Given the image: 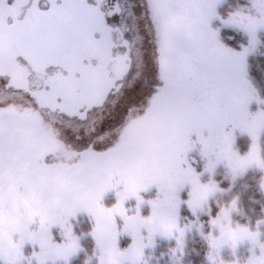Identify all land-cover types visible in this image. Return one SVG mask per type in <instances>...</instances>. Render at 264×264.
<instances>
[{
	"label": "snow or ice",
	"instance_id": "snow-or-ice-1",
	"mask_svg": "<svg viewBox=\"0 0 264 264\" xmlns=\"http://www.w3.org/2000/svg\"><path fill=\"white\" fill-rule=\"evenodd\" d=\"M250 175L264 195V0H0V264H150L158 239L183 264L192 234L264 264Z\"/></svg>",
	"mask_w": 264,
	"mask_h": 264
},
{
	"label": "rangeland",
	"instance_id": "rangeland-1",
	"mask_svg": "<svg viewBox=\"0 0 264 264\" xmlns=\"http://www.w3.org/2000/svg\"><path fill=\"white\" fill-rule=\"evenodd\" d=\"M250 176L247 177L246 179L242 180V183L243 184L247 183L249 181V179H250ZM233 194H235V190H234ZM261 197H262V200H263V203H264V195L261 194ZM236 219H237V217H236ZM237 220L239 221V219H237ZM262 239H264V238H262ZM129 242L130 241L125 240L122 243V247H126ZM197 243H201V245L203 246V251H204L203 260H202L201 264H207V261H206L207 246L199 238V236H197L195 234H192V235H190L188 237L187 246H186V249H185V256L183 258V264H195L192 259L190 261L187 258H188V255L189 256L191 255V253L195 254V252H197V254H198V250L197 249H192V251H188L187 247H189V245H192V248H193L194 245L196 246ZM172 246H174V242H168V241H164V240H159L158 239L157 243H156V247L154 249L146 250V254H150V255H152L154 257V259L150 262V264H169V248L172 247ZM250 247H251L250 244H248L247 242H245L244 244H241L238 247V249H237L236 257L232 256L230 248H225V249L222 250L221 256L226 261H231V260H233L235 258H239L242 261V264H243V261H245L251 255V253L249 252V248ZM256 251H257V254H258L259 250L257 249Z\"/></svg>",
	"mask_w": 264,
	"mask_h": 264
},
{
	"label": "trees",
	"instance_id": "trees-1",
	"mask_svg": "<svg viewBox=\"0 0 264 264\" xmlns=\"http://www.w3.org/2000/svg\"><path fill=\"white\" fill-rule=\"evenodd\" d=\"M240 194L241 196V212L240 215L237 216V219L241 223H244L245 221L251 219L253 223L257 218L261 215V205H264L261 194L255 189L254 186V180L250 176V179L247 183L243 184L242 181L236 186L235 188V194ZM192 249H197V252L195 254L188 255V260L193 262L195 264H201L203 260V246L201 243H197L196 246L192 248V245H189L187 247L188 251H192Z\"/></svg>",
	"mask_w": 264,
	"mask_h": 264
}]
</instances>
